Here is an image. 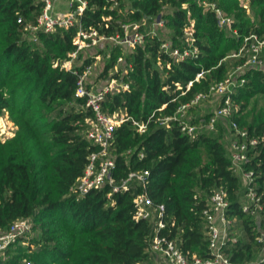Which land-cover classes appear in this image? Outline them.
Instances as JSON below:
<instances>
[{
    "label": "trees",
    "instance_id": "1",
    "mask_svg": "<svg viewBox=\"0 0 264 264\" xmlns=\"http://www.w3.org/2000/svg\"><path fill=\"white\" fill-rule=\"evenodd\" d=\"M200 1L131 0L130 7L123 10L120 0L113 8V0H86L81 16L84 24L107 33L121 32L122 21L146 17L150 23L160 13L173 45L180 42L188 17L193 18L199 48L197 56L173 61L167 68L168 56L158 49L161 38L151 36L148 26H141L146 35L144 44L133 52L124 50L126 62L133 65L125 75L131 87L107 94L104 109L121 106L134 117L145 118L166 103L163 111L169 114L195 93L208 91L212 82L227 73L229 65L242 63L243 58L229 54L239 47L244 34L264 33V0H250L253 20L238 0H207L215 1L225 15L235 17L236 34H227L218 25L214 10L203 9ZM166 4L171 8L165 10ZM42 6L41 0H0V113L9 109L18 125L15 136L0 143V228L9 227L17 218L30 217L33 229L39 231L37 238H26L27 244L18 240L6 248L0 264H26L27 260L30 264H143L149 258L151 226L147 219L133 217V196L140 187L114 192L110 198L108 184L79 196L71 188L83 173L90 152L97 148L85 137L86 120L93 111L77 107L84 98L74 95L78 72L92 58L70 70L52 65L55 58H64L74 47V28L40 29L36 41L28 39L24 25L36 23ZM100 51L106 55L108 50ZM122 51L117 45L109 50L102 75ZM157 57L162 67L156 64ZM200 71L203 76L185 90L187 81ZM240 76L244 82L235 86L232 98L241 108L233 117L250 133L263 134L264 106L256 99L249 103L253 97L264 96V69L246 68ZM36 102L40 105L38 115L32 112ZM247 105L248 113L242 115ZM113 145V176L118 179L130 169L149 170L146 190L155 202L164 203L175 224L180 225L183 250L208 254L201 197L223 185L232 206L229 211L244 229L227 251L234 260L254 257L259 242L251 229L253 218L240 208V180L230 166L221 132L202 131L191 137L176 127L166 129L151 122L145 132L138 133L129 122H123L114 130ZM248 160L247 166L258 174L257 189L262 191L264 146H256ZM196 191H201V197H194Z\"/></svg>",
    "mask_w": 264,
    "mask_h": 264
},
{
    "label": "built area",
    "instance_id": "2",
    "mask_svg": "<svg viewBox=\"0 0 264 264\" xmlns=\"http://www.w3.org/2000/svg\"><path fill=\"white\" fill-rule=\"evenodd\" d=\"M43 6L36 18V23L24 25L25 35L28 39L37 40V31L54 30L57 27L74 28L72 43L74 47L67 52L64 58H55L53 66H60L66 70L80 66L85 58H99L103 53L100 50H109L113 46L122 48L105 75L101 72L99 78H90L93 60L84 69L78 72L74 95L84 98L77 107H90L93 116L88 118L85 137L97 145L88 157L83 173L75 180L72 190L79 196L85 194L91 188H101L108 184L110 190L107 196L110 198L114 192L129 190L131 186L138 185L140 190L133 196L135 219L145 218L151 226L149 237V258L143 264H259L264 261V190L257 189V175L252 168L247 166L250 154L256 146H264V133L252 134L246 126H241L234 119V114L239 110V105L234 102L232 93L238 84H243L244 78L240 74L246 68L264 69V33L250 31L242 36L239 47L229 55L243 58L241 64L236 65L238 78L227 74L211 83L208 91H199L186 102L179 103L172 113H165L163 109L166 103H162L151 111L145 118H136L125 107H115L108 111L103 108V100L109 93H122L131 87L130 80L125 77L128 70L133 67L131 61L126 62L125 52H133L138 45L145 42V30L141 26H148L147 32L151 36L158 35L161 38L158 49L167 54L168 59L164 63L170 68L173 61H180L187 57L197 56L199 48L195 43L194 19L188 17V23L183 27L180 42L173 45V41L166 28L164 20L159 13L147 23V18L140 20L122 21L121 32L107 33L100 31L93 25H86L81 18L86 0H69L68 8L59 11L54 0H41ZM119 0H113L111 8L118 5ZM206 8L214 10L217 23L220 27L230 28V32L238 31L233 26V19L225 15L215 1H201ZM246 12H250V0L242 4ZM189 15V11L187 12ZM109 16H106V19ZM107 26V24H106ZM165 28L166 34L161 35L158 30ZM156 64L162 67V62L157 57ZM203 71L197 72L186 83L185 90L189 89L193 81H199ZM177 88L181 85L174 82ZM167 85H164L165 89ZM182 91V93L185 92ZM215 94L217 102L208 117L193 116L192 109L200 104V101ZM174 99V98H172ZM192 107V108H191ZM197 118V121H193ZM218 120H226L228 123L227 150L230 157V166L239 176L240 193L238 198L240 208L253 218L251 229L255 239L259 242L257 249L261 248L259 256L250 260H234L227 251L242 237L244 232L240 219L230 213L229 195L226 187L216 186L209 193L196 191L194 197H201L202 206L200 215L203 233L206 238L207 255L183 250L180 246L182 229L175 224L173 215L166 211L164 203L155 202L148 194V169H130L125 176L116 179L112 171L115 168V156L113 138L115 128L123 122H129L135 131L143 133L154 122L157 126L166 129L178 128L189 136H194L206 129H214ZM131 150L129 149L128 152ZM142 156L143 153L139 152ZM32 228L30 217L15 219L7 228H0V258L4 256L6 248L14 244L20 238L26 237ZM30 264V261H26Z\"/></svg>",
    "mask_w": 264,
    "mask_h": 264
},
{
    "label": "rangeland",
    "instance_id": "3",
    "mask_svg": "<svg viewBox=\"0 0 264 264\" xmlns=\"http://www.w3.org/2000/svg\"><path fill=\"white\" fill-rule=\"evenodd\" d=\"M120 1H122L124 3L123 10L128 9L131 5V0H120ZM244 2H245V0H238V5L243 7L242 4ZM199 3L202 5L203 9L206 8V5H204L201 1ZM68 4H69V0H54V5L59 10H65L67 8ZM183 6H185V5H183ZM169 8H171L169 4H166L164 6L165 10H168ZM249 15L251 17V20H253L254 18L256 19V17L254 16L253 8L251 6H250ZM230 18H232L233 20L235 19V17L233 15H230ZM158 31H160L161 35L166 34L165 28H160V30H158ZM224 31L227 34H230V28H228V27L224 28ZM106 58H107L106 55H101L99 58H92L93 64H92L90 78L94 79V78L100 77V76H98V74L100 72H102ZM227 59H229V58L227 57L226 60ZM237 71L238 70H237V67L235 65H229V67L227 69V73L225 75L231 74V75H233V78L236 79V78H238V77H236ZM255 99L257 100V104L259 106L260 105L264 106V96L263 95H258L256 97L251 98L249 104L255 102ZM216 102H217V97L215 94L211 95L210 97H208L206 99L201 100L200 104L197 107L192 109L193 116L198 115L201 117L202 114H205L207 112L212 111ZM234 102H236V101H234ZM236 103L239 105L238 102H236ZM39 106L40 105L37 102L33 103L32 112H34L38 115ZM248 106L249 105H247V107H245L242 110V113H241V110L239 113H241L242 115L247 114L248 110H249ZM240 108L241 107L239 106V109ZM17 130H18V125L15 122L13 116L11 115L10 110L7 108H3L1 113H0V143H5L8 140H11L15 136ZM205 132L207 134H217V133L221 132L222 138H223V143L225 146H227L229 133H228V123L226 120H218V123L216 124V126L214 127L213 130L212 129H206ZM38 236H39V231L36 229H33V227H32L29 234H27L26 237L20 238L19 241L18 240L17 241L22 243V244H27L26 238H30V237L37 238ZM260 253H261V248L256 249L254 256L257 257L260 255Z\"/></svg>",
    "mask_w": 264,
    "mask_h": 264
},
{
    "label": "crops",
    "instance_id": "4",
    "mask_svg": "<svg viewBox=\"0 0 264 264\" xmlns=\"http://www.w3.org/2000/svg\"><path fill=\"white\" fill-rule=\"evenodd\" d=\"M67 8H68V6H67ZM67 8H66V9H67ZM57 9H58V8H57ZM66 9H65V10H66ZM58 10H59V9H58ZM65 10H59V11H65Z\"/></svg>",
    "mask_w": 264,
    "mask_h": 264
}]
</instances>
